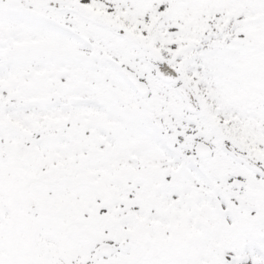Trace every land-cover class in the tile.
<instances>
[{"label": "snow or ice", "instance_id": "snow-or-ice-1", "mask_svg": "<svg viewBox=\"0 0 264 264\" xmlns=\"http://www.w3.org/2000/svg\"><path fill=\"white\" fill-rule=\"evenodd\" d=\"M0 264H264V0H0Z\"/></svg>", "mask_w": 264, "mask_h": 264}]
</instances>
